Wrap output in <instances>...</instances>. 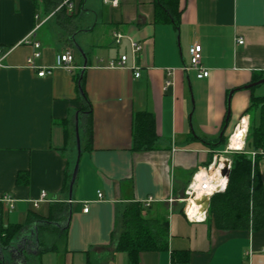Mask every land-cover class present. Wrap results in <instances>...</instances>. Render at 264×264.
<instances>
[{
  "label": "crops",
  "instance_id": "1",
  "mask_svg": "<svg viewBox=\"0 0 264 264\" xmlns=\"http://www.w3.org/2000/svg\"><path fill=\"white\" fill-rule=\"evenodd\" d=\"M102 2L75 0L71 20L51 22L56 15L44 13L34 0H0V198L13 196L22 218L10 222L12 209L0 200L4 221L46 216L53 202L66 201L71 207L66 243L33 264H130L126 252L115 250L112 236L129 203L152 197L153 214L169 218V249L142 252L140 264H264V228L226 230L212 218L192 222L182 202L169 201L184 194L213 149L223 148L219 138L233 112L240 119L252 95L264 96V81L248 86L264 78V0H180L179 27L157 17L155 0ZM77 17L90 21L79 24ZM117 32L124 35L119 42ZM130 39L143 46L135 59ZM195 40L202 45L207 77L182 68ZM34 41L41 51L36 68L27 63ZM67 49L74 53L71 69L57 64ZM123 54L128 66L141 67L139 76L132 67L109 65ZM41 68L52 73L40 76ZM79 75L92 106L90 148ZM167 79L173 84L164 89ZM231 90L230 119L221 135ZM141 113L154 119L153 149H134ZM77 126L84 143L70 194L64 184L76 166ZM260 171L264 184V156ZM43 190L48 200L34 208Z\"/></svg>",
  "mask_w": 264,
  "mask_h": 264
},
{
  "label": "trees",
  "instance_id": "2",
  "mask_svg": "<svg viewBox=\"0 0 264 264\" xmlns=\"http://www.w3.org/2000/svg\"><path fill=\"white\" fill-rule=\"evenodd\" d=\"M63 0H34L36 7L46 14L54 12ZM72 11L63 6L53 13L58 19L71 20L76 14L75 5ZM157 17L172 22L179 27L182 17L180 0H155ZM69 12V13H68ZM257 76L254 81L260 80ZM78 91L89 117L86 118L85 130L88 137L87 148L92 142V106L85 91V78L78 76ZM245 114L250 115V127L245 150L234 153L233 166L229 175L227 188L215 193L210 200L208 218L214 219L217 227L226 230L261 229L264 228V184L260 171V160L264 150V96L252 95L251 104ZM258 114V118L256 117ZM134 135L135 150H149L155 147L157 137L154 119L150 113L138 114ZM228 139L225 134L219 138L222 143ZM251 147V148H249ZM215 150V149H213ZM251 151L258 152L253 161ZM213 151L208 163L211 162ZM194 173V172H193ZM22 174L17 181H21ZM72 171H69L64 184V190L70 191ZM185 192L180 197H183ZM178 197V198H180ZM152 203L145 205L143 201L129 203L124 209L118 229L112 236L116 251H124L130 264H140V255L144 251H163L169 249L170 230L169 218L166 215L153 214ZM4 204L0 201V264H7L6 253L14 250L13 258L16 264H33V261L49 250H58V243L49 246L45 241V233L53 234L56 239L66 243L71 207L66 201H55L51 204L49 213L42 216L32 213L25 222L6 223L4 221ZM33 233L35 239L28 234ZM33 241V242H31ZM22 246L20 248L18 245ZM28 247V251L26 248ZM172 251V258H177Z\"/></svg>",
  "mask_w": 264,
  "mask_h": 264
},
{
  "label": "built area",
  "instance_id": "3",
  "mask_svg": "<svg viewBox=\"0 0 264 264\" xmlns=\"http://www.w3.org/2000/svg\"><path fill=\"white\" fill-rule=\"evenodd\" d=\"M107 3H111L113 5H118L120 0H104ZM63 6H67L69 11H72L74 9V2L73 0H63L60 5L54 10L53 13L58 11ZM124 35L122 33H115L116 41H120L121 38ZM131 40V51L133 54V58L135 59L137 55L141 52L143 46L140 42L130 39ZM239 43H244V38L239 37L238 39ZM34 51L33 53L28 57L27 63L33 68H36L35 59L37 57L41 56L40 51V42L34 41ZM191 57L190 62L188 64L183 65V69L185 71L195 69L198 72V77L203 78L207 77L209 75V70L204 68L201 65V59H202V45L199 41L195 40L192 43L191 48ZM4 56L2 54V49L0 48V65H2V60ZM74 61V53L72 50L67 49L64 52L58 54L57 56V64L64 66L67 69H71L74 66L72 65V62ZM128 55L123 54L118 59H112L109 63L112 67H132L135 69V75H140V66L136 65L135 63L132 66H128ZM52 69L51 68H41L38 71V74L40 76H44L47 74H51ZM169 74H172V71H168ZM173 84L172 79H167L164 83V89L169 88ZM246 126V131L244 132L243 138L239 139L241 143L240 145H233L232 137L235 134V131L238 127H241L243 130ZM249 127H250V115L244 114L240 117L238 122L236 123L233 131L228 137V140L225 144V146L221 149H217L213 151L212 160L210 163H208L205 166L199 167L192 175V178L188 184L187 189L185 190V195L180 198H170L169 201H180L184 203L183 206V212L185 217L192 221V222H204L208 218V209L210 204H206L204 202L205 199L211 200V197L217 193V192H223L226 190L228 182H229V175L232 170L233 166V157L232 155L234 153L242 152L245 150L246 147V140L249 133ZM258 152L251 151V155L253 158V161H255V156ZM259 153H261L264 156V150H260ZM227 169L229 171L228 174H224L223 170ZM217 173L221 176V181H216L213 178V174ZM102 196V193H99V197ZM1 201L6 203L8 205L9 210L13 209L15 207V199L11 195H4L0 198ZM47 199V193L46 191H42L40 194V197L36 200L32 201V205L34 208H38L40 203ZM53 200V199H49ZM153 201L152 197H148L143 201L145 205H150ZM89 207L86 205L84 207V211H88Z\"/></svg>",
  "mask_w": 264,
  "mask_h": 264
},
{
  "label": "rangeland",
  "instance_id": "4",
  "mask_svg": "<svg viewBox=\"0 0 264 264\" xmlns=\"http://www.w3.org/2000/svg\"><path fill=\"white\" fill-rule=\"evenodd\" d=\"M89 4H90V6H91V4H95V5H103V2H102V0H89ZM57 20V17L56 16H54V18L51 20V22H55ZM77 21L79 22V24H81V23H86V22H88V21H90V19L88 18V17H80V18H78L77 17ZM93 22V21H92ZM94 37H95V34H94ZM108 46V45H107ZM107 46H104V48H107ZM97 48V47H96ZM93 50V49H92ZM79 54H81L80 52H78ZM85 58V57H84ZM242 91H246V89H244V90H241V91H239V92H242ZM242 95V94H241ZM244 101V100H243ZM241 107L243 106V107H245V106H247V103L245 102H243V105H240ZM239 117V115H236L234 112H233V115H232V117H231V119H230V122H229V126L227 127V129H226V132H225V136L227 137H229V135L231 134V132L233 131V129H234V124L238 121V118ZM257 118H258V114H257V116H256ZM78 138H79V141H78V138H77V143H75V154L77 155L76 156V160H75V158L73 159V162H75L74 163V165H76L77 163H78V161H79V155H80V150H81V147L83 146V143H84V135H83V132H81V130L78 132ZM228 140V139H227ZM227 142V141H226ZM226 142L225 143H223V145H220L219 146V148L221 147V146H225V144H226ZM249 148H251V147H249ZM234 156V154L232 155V157ZM184 204V203H183ZM10 222H19V220H21L22 221V218L21 219H18V216H17V214H16V211L14 210V209H12L11 211H10ZM28 236H29V238L30 239H35V237H34V234L33 233H29L28 234ZM45 241H46V243L49 245V246H51L52 244H54L55 242H57L58 243V246H59V249L61 250V248H63V246H64V243H63V241H61V240H58V239H56V237L53 235V234H51V233H49V232H46L45 233ZM31 242H33V241H31ZM20 248H22V246H20V244L18 245ZM31 249V248H30ZM30 249H28V247L26 248V251H28V250H30ZM16 253V251H15V249L13 250H9V251H7V253H6V260H7V264H16L15 263V261H14V259H12L13 258V253Z\"/></svg>",
  "mask_w": 264,
  "mask_h": 264
},
{
  "label": "water",
  "instance_id": "5",
  "mask_svg": "<svg viewBox=\"0 0 264 264\" xmlns=\"http://www.w3.org/2000/svg\"><path fill=\"white\" fill-rule=\"evenodd\" d=\"M75 45L79 48L80 52L84 55V52L81 50V48H80L77 44H75ZM263 81H264V78H263V79H260V80H258V81H255V82L251 83V84L248 85V86L257 85V84L262 83ZM233 92H234V91L231 90L230 93H229V96H228V114H227V117H226V125H225L224 129L222 130L221 135L224 134V131H225V129H226V127H227V124H228V122H229V119H230V101H231V98H232ZM76 131H77V138H78V136H79V135H78V126L76 127ZM78 141H79V138H78ZM80 151H81V150H80ZM77 169H78V163L76 164V166H75V168H74V171H73V173H72V178H71V181H70V194H71V192H72V187H73V184H74V181H75V178H76ZM223 173H224V174H228L229 171H228L227 169H224V170H223ZM204 202H205L206 204H210V200H208V199H205Z\"/></svg>",
  "mask_w": 264,
  "mask_h": 264
},
{
  "label": "bare ground",
  "instance_id": "6",
  "mask_svg": "<svg viewBox=\"0 0 264 264\" xmlns=\"http://www.w3.org/2000/svg\"><path fill=\"white\" fill-rule=\"evenodd\" d=\"M246 126L247 124L245 125V128L243 130L241 129V127H238L236 129L235 134L232 137V142H231L233 143V145H240L239 143L241 142L239 141V139L243 138L244 132L246 131ZM212 176L217 182L222 180L221 176L218 175L217 173L213 174Z\"/></svg>",
  "mask_w": 264,
  "mask_h": 264
}]
</instances>
